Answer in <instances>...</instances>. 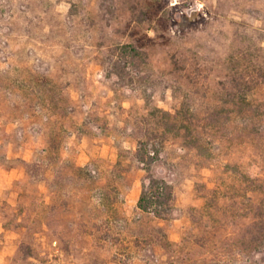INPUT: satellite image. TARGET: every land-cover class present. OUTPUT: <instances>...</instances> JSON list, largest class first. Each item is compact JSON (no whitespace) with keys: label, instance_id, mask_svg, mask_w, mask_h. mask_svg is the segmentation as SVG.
Segmentation results:
<instances>
[{"label":"rangeland","instance_id":"obj_1","mask_svg":"<svg viewBox=\"0 0 264 264\" xmlns=\"http://www.w3.org/2000/svg\"><path fill=\"white\" fill-rule=\"evenodd\" d=\"M148 138L167 221L136 209ZM116 163L107 223L69 167ZM0 264H264V0H0Z\"/></svg>","mask_w":264,"mask_h":264},{"label":"trees","instance_id":"obj_2","mask_svg":"<svg viewBox=\"0 0 264 264\" xmlns=\"http://www.w3.org/2000/svg\"><path fill=\"white\" fill-rule=\"evenodd\" d=\"M142 51L131 44L118 45L112 56L116 57L112 67H114V73L118 76H125L126 72L119 70V63L124 62L126 67L132 68L135 60L140 58ZM35 86L42 87L45 94L44 99L51 93L52 82L48 79L44 81L38 80L34 82ZM246 94L244 91L240 94L234 95L232 101L233 104H238L245 101ZM152 115L160 114L163 124L165 125V134L163 139L166 137V133L175 132L180 133V129L176 128L171 122V115L166 111L159 108H154L151 112ZM187 129V128H186ZM52 141V146L55 143V139ZM163 141L160 143H153L150 138L139 139L134 152L136 161L141 165L142 170L146 173V178L142 182L139 197L136 202V209L139 213L150 216L153 219L167 221L170 219L172 213L175 210V194L172 186L162 178L155 177L153 175V165L159 160L160 153L162 150ZM51 143L48 145V150L45 152L46 157L49 158L50 151L54 147ZM119 165L116 163L109 171H103L99 169H91L87 166L76 167L70 166L69 170L73 175L72 181H81L88 190H93L94 198L97 204L101 207V212L105 214L107 223L109 219L114 217L117 212L118 204L122 203L121 192L116 185V178L118 177ZM247 179L254 184L255 182L248 178ZM159 236V243L162 247H170L171 244L166 239V233L161 228H156Z\"/></svg>","mask_w":264,"mask_h":264}]
</instances>
